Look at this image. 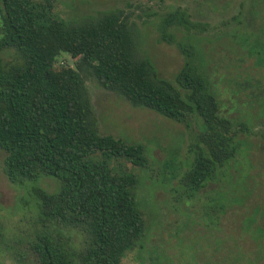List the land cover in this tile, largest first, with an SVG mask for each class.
I'll return each instance as SVG.
<instances>
[{"label": "trees", "instance_id": "trees-1", "mask_svg": "<svg viewBox=\"0 0 264 264\" xmlns=\"http://www.w3.org/2000/svg\"><path fill=\"white\" fill-rule=\"evenodd\" d=\"M208 1L218 6L217 0ZM150 27L159 42L176 47L183 56L172 79L158 72L144 50L143 36ZM206 27L182 7L156 12L142 32L118 7L64 19L34 0H0L2 168L13 185L34 184L29 194L35 204L28 210L33 208L40 225L24 239L20 235L23 240L8 229L13 256L23 261L22 247L31 264H125L149 238L138 187L141 172L151 170L150 152L143 143L99 131L86 78L93 77L135 108L188 127L197 125L193 161L179 179L181 200H193L208 184L220 182L210 195L222 197L215 215L220 223L221 214L243 205L246 194L252 196L246 175L234 178L230 173L243 150L238 123L221 115V99L200 66L206 68L205 54L195 33H204ZM61 53L80 59L76 68L57 67ZM175 173L172 180L178 178ZM240 177L243 183L237 181ZM43 178L55 179L57 190L51 193L38 185ZM258 217L264 218V202L242 215L239 229L260 252L264 229L257 225ZM213 219L207 214L205 225ZM70 233L79 236V245L72 243ZM239 245L234 236L222 238V264L242 261Z\"/></svg>", "mask_w": 264, "mask_h": 264}, {"label": "rangeland", "instance_id": "rangeland-1", "mask_svg": "<svg viewBox=\"0 0 264 264\" xmlns=\"http://www.w3.org/2000/svg\"><path fill=\"white\" fill-rule=\"evenodd\" d=\"M34 1L50 6L55 15L64 19L87 17L118 7L140 25L142 32L155 20L156 12L163 13L169 6L185 8L192 20L207 24L204 33H195L196 37L202 38L206 68L200 65L199 58L198 64L206 71L221 99V115L238 123L237 137L243 150L238 164L232 165L238 170L231 166L230 173L234 178L246 175L243 178L248 179L246 187L250 192L253 190L252 196L249 198L246 194L243 205H234L225 216L221 214L220 223L215 220V215L216 205L220 207L222 197L210 198L220 182L208 184L193 200H181L184 190L179 179L193 161L197 125L192 123V127H188L153 111L135 108L100 87L93 77L86 78L99 131L129 143H143L150 152L151 170L141 172L138 195L142 201L140 208L148 219L146 226L151 231L143 242L145 247L140 253L129 254L125 264H222V238L227 236H234L240 244L238 250L243 252V257L239 264H264V239L259 252L256 242L239 229L242 215L264 202V0H217L215 8L208 0ZM146 32L144 50L158 72L172 79L182 66V54L176 47L159 42L154 28L150 27ZM79 60L61 53L55 65L76 68ZM3 159L4 153L0 151V264H31L30 257L28 262L25 261L27 257L22 247L25 263L13 256V242L7 240L9 230L15 234L14 238L21 240L40 226L31 212L33 208L28 210L35 204L29 194L34 184H11L3 172ZM173 170L178 178L172 180ZM243 178L237 181L243 183ZM38 185L51 193L58 188L53 178H43ZM173 188H178L179 192L173 193ZM207 214H212L214 219L206 226ZM257 225L264 229V218L258 217ZM70 234L72 243L79 245V236ZM247 259L252 263H247Z\"/></svg>", "mask_w": 264, "mask_h": 264}]
</instances>
